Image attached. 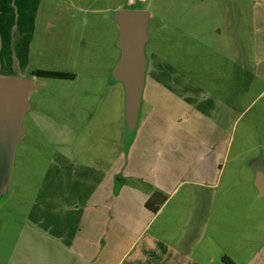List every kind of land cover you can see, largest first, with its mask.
Masks as SVG:
<instances>
[{"label":"rangeland","instance_id":"1","mask_svg":"<svg viewBox=\"0 0 264 264\" xmlns=\"http://www.w3.org/2000/svg\"><path fill=\"white\" fill-rule=\"evenodd\" d=\"M142 1L32 0L22 7L38 8L40 22L27 74L58 68L76 80L34 88L37 102L25 114L8 194L0 200V264L65 263L63 246L85 245L92 236L97 257L117 262L125 255L122 264L134 257L136 264H264V197L247 164L252 158L264 163V0H145L147 60L155 54L176 63L208 99L228 95L233 75L239 77L233 88L240 118L233 134L229 127L223 132L151 79L141 124L128 136L122 85L107 80L120 56L112 18ZM36 120L60 134L34 138ZM71 127L87 168L63 173L61 183L47 170L43 181L54 155L52 136L63 140ZM155 190L166 198L157 213L145 208ZM88 195L93 199L85 204Z\"/></svg>","mask_w":264,"mask_h":264},{"label":"crops","instance_id":"2","mask_svg":"<svg viewBox=\"0 0 264 264\" xmlns=\"http://www.w3.org/2000/svg\"><path fill=\"white\" fill-rule=\"evenodd\" d=\"M27 1L32 0H0V77H8V78H28L32 77L35 83V87L39 86H45V82L47 81H53L52 83H72L76 80V76L69 72L64 70H58V68H40L36 67L32 70L28 71V59H29V48L32 44V40L35 35L36 28L40 25V22H38V13L39 9L36 8L32 11L30 10H23L22 7L26 4ZM146 1L143 0L138 9H142L143 6L146 5ZM132 5L133 2L131 3ZM118 10V9H117ZM120 10V9H119ZM151 14L149 15L150 18ZM119 57V56H118ZM154 57L156 58L154 60ZM246 67V66H245ZM236 66L233 69L232 75L236 71ZM36 70H46V71H53V72H60V73H67V74H73L74 78L72 80H60V79H45L40 78L36 76H32V72ZM111 72L108 73L107 80L108 82L111 81L112 83H119L111 80ZM258 73V72H257ZM30 74V76H29ZM184 73L178 68V65L176 63L167 62L164 61L162 58L157 57L155 54L151 55L150 59L147 60V68L145 71V81H144V88L142 92V101H141V107H140V114H139V120L137 123V127L135 129L134 136L137 133L138 127L141 124L140 120L142 117V107L144 103V93L147 85V81L153 79L155 82L159 83L162 89L167 90L168 93H171L173 97H176L178 101L182 103H186L187 109L190 111H193L194 113H198L200 115H209L212 119V126L218 127V129L222 130L223 132L228 131L227 128H230V132L233 134L236 126V121L239 117V104L237 100L236 91L233 88V86L238 82V78L233 75L231 88L229 91V94L222 97L212 96V99L207 98V92L204 91V88L199 87L194 82L190 81L189 79H185ZM179 80V81H178ZM178 81V83H176ZM176 83V85L172 88V85ZM245 88L248 87V81H243ZM121 84V83H120ZM122 85V84H121ZM34 87V88H35ZM33 90H31L29 94V108L31 106L36 105L37 99H33ZM123 88V85H122ZM90 96L91 94H87ZM183 96H185L183 98ZM124 88H123V105H124V132L126 133V122H125V98H124ZM176 101L170 100V107L172 108V117H175L177 120L178 117L177 111L179 110V107H177ZM31 104V105H30ZM77 107V106H76ZM156 107V106H155ZM156 111V108H154ZM29 111V109H28ZM27 111V112H28ZM27 114V113H26ZM26 116V115H25ZM189 117V116H186ZM25 118V117H24ZM73 118V117H72ZM71 118V119H72ZM190 119V118H189ZM45 120H36L34 123V126L36 128H31L33 137H45L47 135L48 131H52L53 135H59L60 133L57 131H60V128H54L52 130L46 128ZM234 121V124L232 125V122ZM59 123V119L57 121ZM156 125V124H152ZM163 127V123H162ZM66 131L64 130V136L65 139H59L58 137H54V140L50 141L52 146H54V155L52 159L50 160L48 164V168L45 169L44 176L42 177V180H46V171L48 173H52L53 178H57L59 183L65 180V177L61 178V175L64 174H75V171H78L82 168H87V166L80 160L82 156V151L77 150L76 144L74 139H71V136H74L75 129L71 127L68 136L66 135ZM24 135H25V127H24ZM133 136V137H134ZM24 137V136H23ZM23 140V138H22ZM21 140V141H22ZM35 140V139H33ZM32 142V139L30 137V141ZM20 143V142H19ZM19 145V144H18ZM202 145H205L204 139ZM199 146L200 148H204V146ZM39 148V143L36 145ZM137 147H134L135 150L141 149L139 145H136ZM139 146V147H138ZM18 147V146H17ZM255 147L248 148L244 150V152H250ZM17 150V149H16ZM16 153V152H15ZM41 154V157L43 158V148L41 151H38V158ZM256 158H252L251 161L248 160L247 164L254 171L253 175V183L255 178V171L256 166L260 163L256 162ZM57 171V172H56ZM58 174V175H56ZM124 176V174H122ZM68 179H72V177H66ZM112 180L114 182H118V177H115V175H112ZM103 179V177H101ZM97 181V180H96ZM81 184H86L85 180L82 178ZM116 183H114L115 185ZM102 189L105 190L106 196L109 191V184L107 186H102ZM160 193V191H156L154 193ZM153 193V194H154ZM42 194V193H41ZM152 194V195H153ZM45 197V196H44ZM93 199V196L91 195L87 196L86 202H89ZM110 199V197H109ZM109 201V200H108ZM209 201L208 197H206L204 203H203V211H207ZM74 209L78 211V207L74 206ZM87 209V208H86ZM86 209L83 211V213L86 211ZM159 211V210H158ZM157 211V212H158ZM82 213V214H83ZM102 215H104L102 211ZM88 216L94 217L92 213H89ZM117 232V231H116ZM54 239H57L56 237H51ZM93 243H94V237L92 236L90 240L86 241V244L83 245L82 243H79L78 246L73 245L71 242L68 243V245L63 246V249L66 252L67 257L65 258V263H58V264H122L121 262L124 259V256L117 262H110V260L107 257H97V255L93 252ZM106 249V248H105ZM105 249L103 251H105ZM109 251V248H108ZM159 253L162 256H165V251H159ZM172 255V254H171ZM170 255V256H171ZM168 256V257H170ZM64 260V259H63ZM54 261L56 262V258H54ZM154 264H165L164 262H159L158 260H154ZM169 259H166V262H168ZM45 259L38 258V263L45 264ZM128 264H136V257L128 261ZM172 264H178V262H174L172 260Z\"/></svg>","mask_w":264,"mask_h":264},{"label":"water","instance_id":"3","mask_svg":"<svg viewBox=\"0 0 264 264\" xmlns=\"http://www.w3.org/2000/svg\"><path fill=\"white\" fill-rule=\"evenodd\" d=\"M112 19L119 30L117 48L120 56L112 69L111 80L123 85L126 134L131 136L139 120L147 68L145 44L148 41L149 12L144 9L116 10ZM34 87L32 77H0V200L8 194L15 152L24 136L29 94ZM254 187L259 196L264 197L262 165L256 168Z\"/></svg>","mask_w":264,"mask_h":264},{"label":"trees","instance_id":"4","mask_svg":"<svg viewBox=\"0 0 264 264\" xmlns=\"http://www.w3.org/2000/svg\"><path fill=\"white\" fill-rule=\"evenodd\" d=\"M33 76L45 78V79H60V80H72L74 78L73 74L46 71V70H36L33 71ZM166 201V198L160 193H154L146 202L145 208L153 213H157L163 203Z\"/></svg>","mask_w":264,"mask_h":264},{"label":"flooded vegetation","instance_id":"5","mask_svg":"<svg viewBox=\"0 0 264 264\" xmlns=\"http://www.w3.org/2000/svg\"><path fill=\"white\" fill-rule=\"evenodd\" d=\"M238 71V67H237V69H236V71L235 72H237ZM237 77V76H236ZM238 78V80H239V77H237ZM248 81V77L247 76H244V77H240V83H242L243 81ZM243 84V88H245V86H244V83H242ZM242 91H243V89H242ZM255 160H257L256 162H258V163H260L259 165H262L263 166V168H264V163H263V161H262V159L261 158H256ZM258 166V165H257ZM256 166V167H257Z\"/></svg>","mask_w":264,"mask_h":264}]
</instances>
